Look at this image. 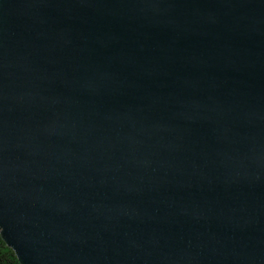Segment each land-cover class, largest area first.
Listing matches in <instances>:
<instances>
[{"label":"water","instance_id":"95a60500","mask_svg":"<svg viewBox=\"0 0 264 264\" xmlns=\"http://www.w3.org/2000/svg\"><path fill=\"white\" fill-rule=\"evenodd\" d=\"M0 236L264 264V0H0Z\"/></svg>","mask_w":264,"mask_h":264},{"label":"trees","instance_id":"16d2710c","mask_svg":"<svg viewBox=\"0 0 264 264\" xmlns=\"http://www.w3.org/2000/svg\"><path fill=\"white\" fill-rule=\"evenodd\" d=\"M8 249L7 252H4L0 255V261H7L8 264H20L17 256L15 255L14 251L8 247L5 241L0 236V250Z\"/></svg>","mask_w":264,"mask_h":264},{"label":"snow or ice","instance_id":"6c2138e0","mask_svg":"<svg viewBox=\"0 0 264 264\" xmlns=\"http://www.w3.org/2000/svg\"><path fill=\"white\" fill-rule=\"evenodd\" d=\"M7 251H8V249L0 250V255H2L4 252H7ZM0 264H8V262L7 261H0Z\"/></svg>","mask_w":264,"mask_h":264}]
</instances>
